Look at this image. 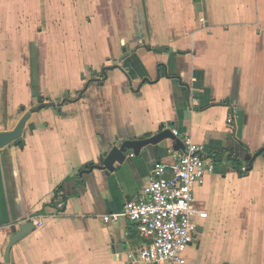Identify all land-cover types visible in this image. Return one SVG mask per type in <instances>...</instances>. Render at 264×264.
Masks as SVG:
<instances>
[{
	"label": "crops",
	"instance_id": "crops-1",
	"mask_svg": "<svg viewBox=\"0 0 264 264\" xmlns=\"http://www.w3.org/2000/svg\"><path fill=\"white\" fill-rule=\"evenodd\" d=\"M42 102L0 149V264H131L147 239L103 216L171 164L173 141L128 150L109 173L102 162L165 128L214 165L193 189L197 236L228 238L196 236L183 264H264V0H0V132Z\"/></svg>",
	"mask_w": 264,
	"mask_h": 264
},
{
	"label": "built area",
	"instance_id": "built-area-1",
	"mask_svg": "<svg viewBox=\"0 0 264 264\" xmlns=\"http://www.w3.org/2000/svg\"><path fill=\"white\" fill-rule=\"evenodd\" d=\"M175 136L178 133L173 130ZM182 150H172L169 166L158 164L153 177L141 193L125 204L121 214L103 216L104 221L124 217L136 225L140 237L147 242L127 252L131 264H183V253L195 240L198 224L195 217L206 213L193 207L195 185L202 181L214 165L203 146L189 136L182 138ZM34 226L39 220L32 218Z\"/></svg>",
	"mask_w": 264,
	"mask_h": 264
},
{
	"label": "water",
	"instance_id": "water-1",
	"mask_svg": "<svg viewBox=\"0 0 264 264\" xmlns=\"http://www.w3.org/2000/svg\"><path fill=\"white\" fill-rule=\"evenodd\" d=\"M148 48L147 46H145ZM127 56V53L123 54L119 61H121L124 57ZM52 103L49 102H42L38 105L30 108L27 112L23 114V116L19 119L16 126L9 131H1L0 132V149L5 147L6 145L14 142L16 139L20 138L23 132V129L25 126L27 128L31 129L33 127V124L28 123L29 117L31 113L39 111L41 108L52 106ZM169 139L173 141V149L179 150L183 149L182 142L178 137H176L172 131L168 128L162 129L155 133L154 135L139 139V140H124L122 141L119 146H113L109 152L106 154L105 158L103 159V167L105 169L106 173H109L113 170L115 163H122L125 160V153L130 150L132 154L137 155L141 148L147 146V145H154L158 142ZM262 151H264V148H262ZM256 154H254L249 160V165L252 162V160L255 158ZM33 226L30 222H26L20 225L19 230L12 234L9 237L7 248L5 251V261H8L9 257V250L13 244H15L17 241L22 239L25 235H27L29 232L33 230Z\"/></svg>",
	"mask_w": 264,
	"mask_h": 264
},
{
	"label": "rangeland",
	"instance_id": "rangeland-1",
	"mask_svg": "<svg viewBox=\"0 0 264 264\" xmlns=\"http://www.w3.org/2000/svg\"><path fill=\"white\" fill-rule=\"evenodd\" d=\"M197 237L198 240H228L226 233L220 229H206L203 234H200Z\"/></svg>",
	"mask_w": 264,
	"mask_h": 264
},
{
	"label": "trees",
	"instance_id": "trees-1",
	"mask_svg": "<svg viewBox=\"0 0 264 264\" xmlns=\"http://www.w3.org/2000/svg\"><path fill=\"white\" fill-rule=\"evenodd\" d=\"M108 69H110V68H104L102 70V73L104 74V71H106ZM142 82L143 83L144 82H147V80H143ZM15 143H18L19 144L20 143V140H16ZM261 154H262V151H260L257 155H261ZM222 155H223V152H220V153L212 154L211 157H212V159L214 161H219L222 158ZM228 159L231 162L232 167L238 172V174L241 173L240 172V161L238 159H236V158L231 157L230 155H228Z\"/></svg>",
	"mask_w": 264,
	"mask_h": 264
}]
</instances>
